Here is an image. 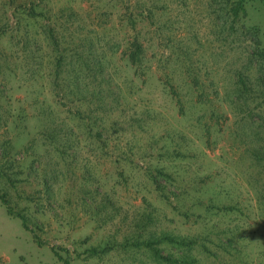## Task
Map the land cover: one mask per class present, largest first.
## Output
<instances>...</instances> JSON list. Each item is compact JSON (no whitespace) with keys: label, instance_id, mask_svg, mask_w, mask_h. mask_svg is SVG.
<instances>
[{"label":"rangeland","instance_id":"1","mask_svg":"<svg viewBox=\"0 0 264 264\" xmlns=\"http://www.w3.org/2000/svg\"><path fill=\"white\" fill-rule=\"evenodd\" d=\"M237 1L0 0V264H159L132 244L162 236L264 264V2Z\"/></svg>","mask_w":264,"mask_h":264},{"label":"trees","instance_id":"2","mask_svg":"<svg viewBox=\"0 0 264 264\" xmlns=\"http://www.w3.org/2000/svg\"><path fill=\"white\" fill-rule=\"evenodd\" d=\"M245 1L246 0H238L236 2L238 9H234L235 15L238 14L239 10L245 12V8H244ZM261 1L264 2V0H261ZM251 35H252V39L255 41V43L257 45V48L260 49V46L262 45V41H261V38L259 37L258 33L251 32ZM138 48H139L138 52L134 53V57H138V55L140 53L139 52L140 46H138ZM257 55H262V57H263V52H259V50H258ZM134 63L136 64L137 62H134ZM163 243H173V244L178 243L176 245H181V246L186 245L185 242L177 241L176 239L170 238L169 236H166V237L162 236V237H157V238L153 237V238L147 240L146 242L136 241V242H134V245L132 244V247H133L132 249H142L146 253L147 252L151 253L153 255V257L155 258V260L159 261V264L164 263V262L167 264H174L175 261L173 260V257L170 255L167 256L164 254L163 249L161 247V245ZM129 247H131V244H128L127 248H129ZM190 264H194V263L191 262Z\"/></svg>","mask_w":264,"mask_h":264}]
</instances>
